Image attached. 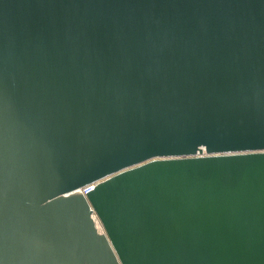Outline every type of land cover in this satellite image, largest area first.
<instances>
[{
  "label": "water",
  "instance_id": "obj_1",
  "mask_svg": "<svg viewBox=\"0 0 264 264\" xmlns=\"http://www.w3.org/2000/svg\"><path fill=\"white\" fill-rule=\"evenodd\" d=\"M0 264H264V0H0Z\"/></svg>",
  "mask_w": 264,
  "mask_h": 264
},
{
  "label": "built area",
  "instance_id": "obj_2",
  "mask_svg": "<svg viewBox=\"0 0 264 264\" xmlns=\"http://www.w3.org/2000/svg\"><path fill=\"white\" fill-rule=\"evenodd\" d=\"M95 187V184H89L87 186H85L84 188H82L80 190V193L82 195H86L87 193H89L90 191H92ZM97 228H101L100 225L96 222Z\"/></svg>",
  "mask_w": 264,
  "mask_h": 264
}]
</instances>
